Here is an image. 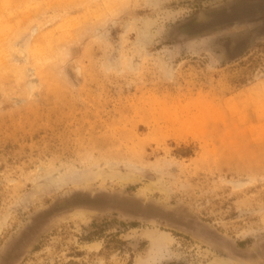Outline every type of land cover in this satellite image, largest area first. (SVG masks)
Returning a JSON list of instances; mask_svg holds the SVG:
<instances>
[{
  "label": "rangeland",
  "instance_id": "374dc122",
  "mask_svg": "<svg viewBox=\"0 0 264 264\" xmlns=\"http://www.w3.org/2000/svg\"><path fill=\"white\" fill-rule=\"evenodd\" d=\"M259 1L0 0V264H251L120 211L34 220L114 192L261 247L264 15L201 28Z\"/></svg>",
  "mask_w": 264,
  "mask_h": 264
},
{
  "label": "water",
  "instance_id": "95a60500",
  "mask_svg": "<svg viewBox=\"0 0 264 264\" xmlns=\"http://www.w3.org/2000/svg\"><path fill=\"white\" fill-rule=\"evenodd\" d=\"M242 8L248 9V13L245 14H240L239 12L237 13V11ZM260 15H264V0H261L258 3L243 4V5L231 7L229 9L217 11L213 13L207 21L201 24V28L211 29V28L223 27L226 25H231L242 21L255 19ZM216 16L220 17V19L215 21L213 24L208 23V21L211 20L212 17H216ZM244 47H245V43H239L235 45V47L232 50H229L228 52L229 57L231 58L238 57ZM86 195L94 197L96 200L101 199V201H98L96 203H91V202L83 203L77 201L78 196H80V198H85ZM114 200H116V202H122V203L121 204L114 203L113 202ZM70 209H92V210L108 209L113 211H120L130 217H134L138 219L159 221L167 225H170L172 227H176L185 231L195 233L196 236L208 239L216 243H220L222 247H224L230 253L231 256L237 257V259H241L247 263L254 264L264 259V244L255 250H250L246 252L239 251L233 245H231V243L227 241H223L220 238V236L217 235L216 233H211L209 229L207 230L205 227L195 223L194 221H191L183 216L177 215L172 210L164 209L152 203H145L143 200L139 198L124 196L114 192L91 193L81 190L74 191L67 198H65L64 206H60L59 204H56L53 207L48 208L47 210L40 213V215L34 220V223L47 221L49 219H52L56 215L64 211H68ZM25 234H27V232ZM25 234L18 241L15 248H19L22 245L21 243L25 239L26 236ZM12 258L13 257L10 256L9 259L7 260V263L10 260H12Z\"/></svg>",
  "mask_w": 264,
  "mask_h": 264
},
{
  "label": "bare ground",
  "instance_id": "6f19581e",
  "mask_svg": "<svg viewBox=\"0 0 264 264\" xmlns=\"http://www.w3.org/2000/svg\"><path fill=\"white\" fill-rule=\"evenodd\" d=\"M4 1V0H3ZM240 13V14H242V12H248V9H242V10H238L237 11V13ZM219 19H220V17H219ZM218 19V20H219ZM217 21V20H216ZM211 24H213V23H211ZM4 34V33H3ZM5 36H6V34H5ZM38 46V45H37ZM40 47V46H39ZM35 48H38V47H35ZM33 50V49H32ZM33 51H35V53H36V50L34 49ZM28 52V51H27ZM38 52V51H37ZM42 52V51H41ZM45 52H46V50H45ZM44 52V53H45ZM47 52H48V50H47ZM46 52V53H47ZM21 53V52H20ZM49 53V52H48ZM32 54H33V52H32ZM31 55V54H30ZM44 55H46V54H44ZM43 55V56H44ZM48 55V54H47ZM41 58V57H40ZM39 58V59H40ZM43 59V58H42ZM30 60V59H29ZM45 60V59H44ZM35 62V61H34ZM40 62H42V61H40ZM30 66V65H29ZM35 68V67H34ZM39 72V71H38ZM61 172H57L56 174H55V176H57L56 177V181H62V178H63V176H61V174H60ZM105 176V175H104ZM93 198V199H92ZM96 199L94 198V197H91V196H85V198H80V196H78V198H77V201H79V202H83V203H96V202H98V201H101V199L100 200H96ZM117 200V199H116ZM116 200H114L113 202L114 203H118V204H121L122 202H116ZM95 201V202H94ZM162 239V238H161ZM166 241V240H165ZM165 241H160V242H157V244L159 245V246H166V244H165ZM218 264H229L228 262H219Z\"/></svg>",
  "mask_w": 264,
  "mask_h": 264
}]
</instances>
